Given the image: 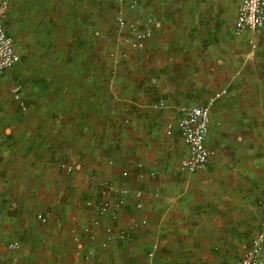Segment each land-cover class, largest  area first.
<instances>
[{
    "label": "crops",
    "instance_id": "1",
    "mask_svg": "<svg viewBox=\"0 0 264 264\" xmlns=\"http://www.w3.org/2000/svg\"><path fill=\"white\" fill-rule=\"evenodd\" d=\"M93 2L29 0L20 15L10 0L5 14L20 60L0 75V264L13 257L15 264L239 259L259 229L264 203V31L234 36L240 0H141V17L153 24L137 53L138 77H129L135 87L125 95L137 111H69L61 106L70 82L66 60L56 55L84 49L92 15L82 9ZM16 81L29 84L28 110L8 93ZM158 100L165 106L153 109ZM182 106L209 107L206 143L213 154L196 172L179 169L185 146L175 124ZM62 163L74 171H62ZM103 181L143 191L142 207L131 196L115 228H126L130 216L146 221L104 248L107 217L95 241L82 230L93 215L84 202ZM156 190L157 197L149 194ZM76 234L84 250H93L90 259L75 255ZM13 241L16 250L9 249Z\"/></svg>",
    "mask_w": 264,
    "mask_h": 264
},
{
    "label": "built area",
    "instance_id": "2",
    "mask_svg": "<svg viewBox=\"0 0 264 264\" xmlns=\"http://www.w3.org/2000/svg\"><path fill=\"white\" fill-rule=\"evenodd\" d=\"M120 3L128 5V8L134 9L137 7L139 0H117ZM9 7V0H0V75L7 69L13 67L20 60V55L16 50L13 38L7 34L4 28V18L6 11ZM118 25L121 28H125L129 32L132 39H127L135 49H142L146 41L152 35L151 25L153 20L151 17L138 18L137 20L126 21L122 16L116 17ZM233 34L236 37H242L245 33L254 34L259 31H264V0H240L237 7L236 17L232 28ZM14 99L17 100L21 106L23 102L19 93V88H13ZM225 91H221L217 94H223ZM165 106L163 100H158L153 103L151 107L158 109ZM24 108V106L22 107ZM179 118L175 124L178 134L185 146V151L180 158L179 169L184 172H196L203 169L211 155L212 150L206 143V135L208 132L210 116L208 106H182L178 109ZM172 124H167V130H171ZM59 168L66 172L71 173L74 171V165L62 163ZM137 174L143 176V166L141 163H137ZM124 175H128L127 172H123ZM150 177L154 176L153 172H150ZM2 181L0 179V187ZM153 197L159 195L158 191L149 192ZM134 197V206L136 209H140L143 205L142 196L143 191L141 189L131 192L126 187H117L107 181L100 182L95 196L91 200L84 202L85 206L90 207L93 210V215L90 218V222L85 226L83 235L90 241L96 240L95 229L100 226L101 218L107 217L112 224L106 225L103 228V239L100 242L102 248L106 247L110 242L114 240L122 241L127 239L130 234L146 221L136 220L133 216H130L128 225L126 228L118 229L114 227L113 223L118 222L121 219L122 214L125 213L127 201L130 197ZM37 218L40 222H45L46 217L43 214H37ZM76 243L75 255L81 257L83 260H88L93 255V250H84L83 242L78 234L74 235ZM19 248V243L13 241L9 244L10 250H16ZM264 203L260 217V225L256 234L251 239L249 247L244 251L239 259H236L228 264H264ZM153 250L148 251L147 257L149 261L153 258ZM17 259L11 258L8 262L3 264H15ZM148 264H151L149 262Z\"/></svg>",
    "mask_w": 264,
    "mask_h": 264
},
{
    "label": "rangeland",
    "instance_id": "3",
    "mask_svg": "<svg viewBox=\"0 0 264 264\" xmlns=\"http://www.w3.org/2000/svg\"><path fill=\"white\" fill-rule=\"evenodd\" d=\"M26 2L29 0H11L12 10L17 8L20 15L24 14L26 8L29 9V3ZM140 2L141 0L134 9L117 0H94V4L87 3L88 5L83 7V13L92 15L88 17L85 27L91 31V37L79 52L67 51L56 55L57 61L62 58L66 60V67L62 68L70 81L66 85L67 99L61 106H65L69 111L75 106H80V111H97L98 115L107 111H137V105L133 100L128 101L125 95L135 87L129 84V77H138L135 67L137 53L141 49L130 46L127 39L132 37L125 28L118 25L116 17L120 15L126 21L137 20L142 13ZM62 68L57 70L61 72ZM73 81L76 83L73 84ZM15 87L19 88L20 96L24 91V98L21 100L24 108L28 110L29 92L26 90L29 84L26 86L20 81L13 82L11 90L8 91L12 96Z\"/></svg>",
    "mask_w": 264,
    "mask_h": 264
}]
</instances>
